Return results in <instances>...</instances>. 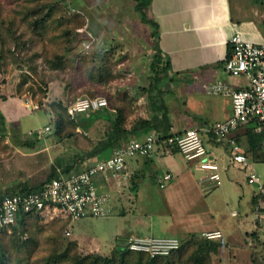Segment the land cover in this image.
Instances as JSON below:
<instances>
[{
  "label": "crops",
  "instance_id": "crops-1",
  "mask_svg": "<svg viewBox=\"0 0 264 264\" xmlns=\"http://www.w3.org/2000/svg\"><path fill=\"white\" fill-rule=\"evenodd\" d=\"M145 12L155 26L153 54L160 63L153 65L151 77L137 75L135 112L127 105H110L80 113L71 122L59 123L58 131L54 126L44 133L51 118L59 120L47 105L54 101H49L50 92L43 104L47 111H40L47 120L30 127L21 120L32 113L24 108L31 102L7 96L1 89L0 124L5 128L0 137L1 193L38 190L48 180L82 171L149 133L179 134L230 116V93L245 88L247 79L224 70L229 40L239 34L253 43L264 41V0H150ZM212 85L219 87L214 93ZM55 95L65 105L63 96ZM247 130L232 136L251 155L249 169L257 173L255 168L264 161L253 159L254 143ZM202 139L219 167L218 183L200 182L206 173L195 170L180 153L163 154L158 149L149 157L128 160L119 179H95L98 192L109 195L114 217L131 214L128 227L115 230L113 247L118 232L127 230L135 234L124 235L123 243L129 237L152 235L187 244L155 264H257L261 242L255 207L260 196L247 184L248 170L231 164L226 143L205 134ZM166 174L172 178L162 188ZM121 209L125 211L118 214ZM211 231H219L221 238L204 240L202 234Z\"/></svg>",
  "mask_w": 264,
  "mask_h": 264
},
{
  "label": "rangeland",
  "instance_id": "rangeland-1",
  "mask_svg": "<svg viewBox=\"0 0 264 264\" xmlns=\"http://www.w3.org/2000/svg\"><path fill=\"white\" fill-rule=\"evenodd\" d=\"M136 6L133 0H0V94L31 102L24 108L32 113L21 122L32 127L47 120L42 112L49 92L54 101L47 105L59 123L73 121L66 106L78 97H103L108 106L134 111L136 77L153 75L155 43ZM4 129L0 124V137ZM253 159L264 161V147ZM255 169L264 180V165ZM6 194L0 192V199ZM113 215L76 221L56 212L32 215L0 233V264H150L143 255L121 251L123 236L135 234L120 232L130 212Z\"/></svg>",
  "mask_w": 264,
  "mask_h": 264
},
{
  "label": "built area",
  "instance_id": "built-area-1",
  "mask_svg": "<svg viewBox=\"0 0 264 264\" xmlns=\"http://www.w3.org/2000/svg\"><path fill=\"white\" fill-rule=\"evenodd\" d=\"M229 49L223 63L224 70L231 76L245 77L247 86L230 93L231 114L228 118L201 129H186L179 134L158 136L149 133L142 140H130L119 146L110 157L82 171L48 180L38 190L20 188L3 195L0 199V233L14 226L24 215L44 212H56L72 221L107 217L111 212L110 197L98 192L95 179L99 176L119 179L128 160L149 157L156 149L163 154L176 149L186 161L192 162L195 170L206 173L200 182L218 183L221 179L219 167L203 144L202 134H205L218 143H226L231 164L239 170H248L247 184L255 187L260 196L255 212L264 264V181L249 169L241 145L232 136L242 128L253 127V131L263 133L261 144L264 146V41L253 43L235 34L229 40ZM209 88L214 93L219 87L212 85ZM106 107L107 101L103 97H78L66 108V112L70 120H74L80 113ZM33 109L37 110L38 106L34 105ZM53 130L54 125L50 123L44 128V133ZM171 178L170 174L164 175L160 187L163 188ZM66 234L69 236L71 233L68 231ZM221 236L219 231L202 234L206 241H215ZM121 248L144 254L150 259L166 258L180 250L181 241L174 237L135 236L126 239Z\"/></svg>",
  "mask_w": 264,
  "mask_h": 264
},
{
  "label": "trees",
  "instance_id": "trees-1",
  "mask_svg": "<svg viewBox=\"0 0 264 264\" xmlns=\"http://www.w3.org/2000/svg\"><path fill=\"white\" fill-rule=\"evenodd\" d=\"M133 1H136V2H137L136 9L138 10V12H139L142 16L145 17V16H146V12H145V10H146V8H147V6H148L150 0H133ZM148 23H149V25H150L152 28L155 27V26H154V23L149 22V21H148ZM229 52H230V49H229ZM229 52H228V54H229ZM159 63H160V59H159L158 55H154V57H153V62H152V64H151V66H152V72H155V71H154V67H153V65H155V64H159ZM107 106H108V104H107ZM121 107H122V106H121ZM66 108H67V107H66ZM118 108H120V107H118ZM64 110H65V109H64ZM123 111H124V110H123ZM123 111H122V113H123ZM0 119H1L2 121L4 120V119L2 118L1 115H0ZM119 123H120V119L117 120V123H116V124H119ZM53 124H54L56 130L58 131V129H59V127H60V126H59V120H58V121L53 120ZM247 132H249L248 137H249V140H250V142H251V145L254 143V146H251V151H252L253 156L256 157V154L259 152V148H260V147H264V146L261 144V140H262L263 133H258V132L253 131V127L248 128ZM173 152H177L176 149H174ZM244 154H245L246 158L248 159L246 152H244ZM32 215H35V214H32ZM32 215H24V216L21 218L20 221H22V220H24V219H26V218H28V217H30V216H32ZM16 224H17V223H16ZM121 251H124L123 253L138 254V253H131V252L127 251V250H121ZM138 255H141V256L143 255V256L148 260V262H149L150 264H155L157 261L163 259V258L150 259V258H148V257H147L146 255H144V254H138Z\"/></svg>",
  "mask_w": 264,
  "mask_h": 264
}]
</instances>
